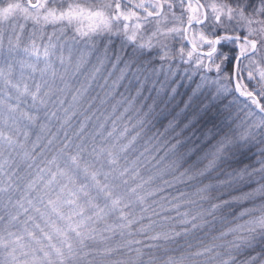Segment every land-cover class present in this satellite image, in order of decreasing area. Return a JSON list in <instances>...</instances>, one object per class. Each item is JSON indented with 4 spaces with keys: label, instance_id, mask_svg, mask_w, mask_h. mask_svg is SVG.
<instances>
[{
    "label": "snow or ice",
    "instance_id": "obj_1",
    "mask_svg": "<svg viewBox=\"0 0 264 264\" xmlns=\"http://www.w3.org/2000/svg\"><path fill=\"white\" fill-rule=\"evenodd\" d=\"M0 264H264V0H0Z\"/></svg>",
    "mask_w": 264,
    "mask_h": 264
}]
</instances>
